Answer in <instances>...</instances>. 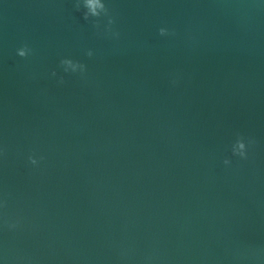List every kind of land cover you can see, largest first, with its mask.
I'll use <instances>...</instances> for the list:
<instances>
[{"label": "water", "instance_id": "water-1", "mask_svg": "<svg viewBox=\"0 0 264 264\" xmlns=\"http://www.w3.org/2000/svg\"><path fill=\"white\" fill-rule=\"evenodd\" d=\"M104 3L0 0V264H264V0Z\"/></svg>", "mask_w": 264, "mask_h": 264}, {"label": "clouds", "instance_id": "clouds-1", "mask_svg": "<svg viewBox=\"0 0 264 264\" xmlns=\"http://www.w3.org/2000/svg\"><path fill=\"white\" fill-rule=\"evenodd\" d=\"M74 7L77 11L83 9L82 15L85 20H89L90 18H98L101 15L107 17V24L105 25V31L112 32L111 26L114 23L113 17L109 14V9L106 7L104 0H74ZM94 26L99 27V20L93 19L91 21ZM160 35H166L168 30L164 27L159 28ZM114 36H118L119 34L116 32H112ZM31 49L27 45H23L16 49V53L20 57H26L31 53ZM86 55L91 57L93 55L92 50L89 49L86 52ZM60 66L62 67L65 73L79 74L82 78L84 77L87 67L84 63L73 60L68 57H64L60 60ZM51 75L55 77L57 75L56 71L53 70ZM58 83L63 84L64 78L63 76L59 77ZM254 143V140L249 138L247 142L245 138L239 134H237V138L231 144V154L232 156L238 157L242 160H246L249 154V148ZM8 148L7 146L0 147V158L7 159ZM28 163L33 166H39L40 161L44 160V156H37L35 153L30 152L26 157ZM223 164L225 166H230L232 161L230 158L225 157L223 159ZM9 208V199L8 194L5 193L2 198H0V230H3L7 233H17L24 230L25 227V218L17 213H10L8 211ZM126 253L122 252L121 255H125ZM245 255L257 256L258 253L256 249L249 248V250L245 253ZM3 258L5 260V264H32V260L30 257H25L17 254L14 250H11L5 246L3 249ZM153 257L148 255L144 258V264H153Z\"/></svg>", "mask_w": 264, "mask_h": 264}]
</instances>
